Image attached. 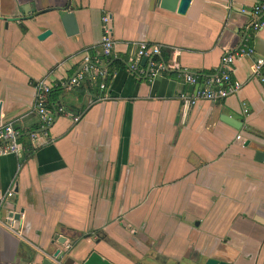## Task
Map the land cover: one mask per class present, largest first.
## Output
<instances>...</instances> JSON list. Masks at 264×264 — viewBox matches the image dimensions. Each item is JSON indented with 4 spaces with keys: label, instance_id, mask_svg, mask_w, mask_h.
Returning a JSON list of instances; mask_svg holds the SVG:
<instances>
[{
    "label": "crops",
    "instance_id": "crops-1",
    "mask_svg": "<svg viewBox=\"0 0 264 264\" xmlns=\"http://www.w3.org/2000/svg\"><path fill=\"white\" fill-rule=\"evenodd\" d=\"M256 2L191 0L178 15L158 0H0V124L24 135L38 127L28 82L64 85L98 52L104 13L124 63L143 42L205 76L238 46L253 51L233 58L240 87L220 102L187 106L177 95L194 87L175 72L147 83L124 64L103 94L97 84L53 91L50 103L81 116H58L35 149L26 135L16 156L0 158V264H264V226L253 221L264 219V159L243 146L264 151V62L251 71L264 60V27L248 30Z\"/></svg>",
    "mask_w": 264,
    "mask_h": 264
},
{
    "label": "built area",
    "instance_id": "built-area-1",
    "mask_svg": "<svg viewBox=\"0 0 264 264\" xmlns=\"http://www.w3.org/2000/svg\"><path fill=\"white\" fill-rule=\"evenodd\" d=\"M243 12V11H241ZM250 15L253 21L249 24L248 30L256 32L264 27V0H258L252 7ZM262 15L263 19H258ZM108 15L104 13L101 17L102 35L99 40L98 52L94 55L84 53L78 70L65 81V84H50L45 80H35L28 82L32 88L34 97L31 111L38 118V127L36 131L27 135L29 148L35 149L37 140L44 137L47 128L54 122L58 116L71 118L72 122H77L80 114L72 113L59 101L50 103V94L61 89L65 92H72L85 80L95 81L98 79L97 88L103 94L107 87L105 80L108 82L114 75L115 70L107 72V65L115 56L112 53L113 42L110 37V29L108 27ZM160 47L152 44L138 42L135 44L134 53L128 58L124 64L127 73L136 79H143L147 83H151L156 78L175 72L182 81L194 87L192 94L179 93L178 100L187 106H194L197 102H220L227 97L234 95L239 90V84L231 79V63L233 58L251 57L252 49L246 45L238 46L233 52L226 53L221 56L218 68L211 74L201 76L193 75L184 68L167 65L160 58ZM144 63L141 64V60ZM263 59L254 61L251 71L253 74H259V70L263 65ZM105 99V95L101 96ZM51 107V109L48 108ZM243 114L247 110L243 109ZM23 134L13 127L11 124H0V158L6 156H16L19 152V138ZM235 140H239V135L235 136ZM11 196V192L7 193V197Z\"/></svg>",
    "mask_w": 264,
    "mask_h": 264
},
{
    "label": "water",
    "instance_id": "water-1",
    "mask_svg": "<svg viewBox=\"0 0 264 264\" xmlns=\"http://www.w3.org/2000/svg\"><path fill=\"white\" fill-rule=\"evenodd\" d=\"M191 0H158V5L160 8L167 10V11H175L176 14L178 15H183L189 5V2ZM58 19L59 22L61 24V26L63 27L64 30L68 29L69 27L73 26V15L72 12L69 10H60L58 12ZM49 34V32L47 30H44L41 34L38 35L37 40H41L43 38H45L47 35ZM144 63V59L141 60V64ZM222 122L224 124H226L227 126L238 130L241 126L240 122L234 121L230 118L225 117ZM244 147H248L249 149L255 151V161L257 162H261L264 159V151L263 148H261L260 146H257L255 144H251L249 141H245L243 143ZM7 218L9 219H13V220H17L18 219V215L17 214H13L12 212H7ZM253 221H255L256 223L264 226V219L255 216L253 218ZM60 241L63 240V238H59ZM54 258H58V252H54L53 254ZM203 264H227L226 262L214 259V258H207Z\"/></svg>",
    "mask_w": 264,
    "mask_h": 264
},
{
    "label": "trees",
    "instance_id": "trees-1",
    "mask_svg": "<svg viewBox=\"0 0 264 264\" xmlns=\"http://www.w3.org/2000/svg\"><path fill=\"white\" fill-rule=\"evenodd\" d=\"M123 67V62L122 60L119 59H113L109 62V64L107 65V72L110 73L112 70H116L119 68ZM99 80L96 79L95 81H89V80H85L84 82H82L78 87H76L75 89H78L80 87H82L81 89L84 90H93V87L95 86V84H97ZM106 84L108 83V78L105 80ZM95 88V87H94ZM56 91V90H55ZM49 109H51V107L48 106ZM67 108V107H66ZM68 109V108H67ZM26 135H22L19 138V141H22V139L25 137ZM79 238L84 237L83 234H78L77 235Z\"/></svg>",
    "mask_w": 264,
    "mask_h": 264
}]
</instances>
